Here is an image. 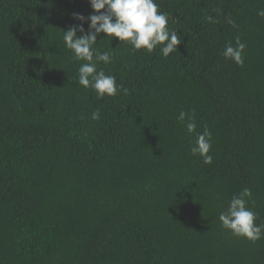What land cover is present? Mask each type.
Instances as JSON below:
<instances>
[{"label":"trees","instance_id":"obj_1","mask_svg":"<svg viewBox=\"0 0 264 264\" xmlns=\"http://www.w3.org/2000/svg\"><path fill=\"white\" fill-rule=\"evenodd\" d=\"M156 3L177 50L101 34L98 70L129 92L98 98L63 41L89 0H0V264H264V238L219 220L248 188L264 224V0ZM204 125L211 164L191 154Z\"/></svg>","mask_w":264,"mask_h":264},{"label":"clouds","instance_id":"obj_2","mask_svg":"<svg viewBox=\"0 0 264 264\" xmlns=\"http://www.w3.org/2000/svg\"><path fill=\"white\" fill-rule=\"evenodd\" d=\"M89 3L94 14L85 17L80 13H73V19L81 23L63 31V41L66 48L74 53V60L85 61L78 68L79 85L91 87L98 98L115 97L120 92L124 94L129 92L123 84H117L115 76L107 75L103 69L98 70L100 62L107 65L113 61L111 53L101 52L94 47L97 44V37L101 34L129 43L133 50L144 49L151 53L159 47L165 58L175 52L180 44L177 33L168 27L167 14L158 10L156 0H89ZM257 15L264 17V9L259 10ZM207 19L211 21L212 17ZM229 22L234 24L232 21ZM84 23L89 24L87 31ZM78 32L82 35H78ZM245 49L246 44L237 36L235 47L229 43L223 56L243 65ZM91 119H100L98 109L92 113ZM178 120L184 124L187 133L196 132L194 112L190 115L181 111ZM211 142L212 133L207 125H204V131L196 133L191 154L201 157L204 164H211L213 160L209 154ZM251 196V190L248 188L234 195L228 208L221 212L219 220L222 227L230 230L234 236L256 242L264 238V224L255 223L258 216L247 206Z\"/></svg>","mask_w":264,"mask_h":264}]
</instances>
